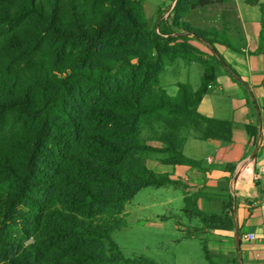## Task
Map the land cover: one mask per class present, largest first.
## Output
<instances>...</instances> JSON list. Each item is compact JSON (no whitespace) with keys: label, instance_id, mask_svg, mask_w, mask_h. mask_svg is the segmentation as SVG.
I'll use <instances>...</instances> for the list:
<instances>
[{"label":"trees","instance_id":"obj_1","mask_svg":"<svg viewBox=\"0 0 264 264\" xmlns=\"http://www.w3.org/2000/svg\"><path fill=\"white\" fill-rule=\"evenodd\" d=\"M144 3L0 0V264H159L124 258L112 237L138 190L179 183L147 156L196 165L182 152L186 133L230 140V122L197 106L224 63L207 38L232 43L184 20L213 0H176L159 27L161 7L146 16ZM259 8L264 15V0ZM176 58L203 72L197 89L178 82L171 96L159 74ZM184 200L204 224H232L228 210L207 214Z\"/></svg>","mask_w":264,"mask_h":264},{"label":"crops","instance_id":"obj_2","mask_svg":"<svg viewBox=\"0 0 264 264\" xmlns=\"http://www.w3.org/2000/svg\"><path fill=\"white\" fill-rule=\"evenodd\" d=\"M260 1L234 0L238 30L232 29L227 37L232 44L245 45L240 49L216 46L224 63L218 66L215 83L197 106L205 116L230 122V140L201 138L189 131L182 152L196 165L163 164L158 162L161 156L146 159L150 169L179 181L184 204L187 196L200 212L229 211L230 227L217 226L214 221L204 224L194 215L201 226L182 228L186 236L198 231L205 235L203 248L208 250L211 264H264V178L256 180L252 196L230 193V181L243 162L251 158L256 165H264V15ZM248 232H253L255 239H246Z\"/></svg>","mask_w":264,"mask_h":264},{"label":"rangeland","instance_id":"obj_3","mask_svg":"<svg viewBox=\"0 0 264 264\" xmlns=\"http://www.w3.org/2000/svg\"><path fill=\"white\" fill-rule=\"evenodd\" d=\"M176 0H145L146 16L153 15L161 7L156 17V27L161 20H168ZM234 0H213L210 5L196 7L184 17L191 26L204 30L215 29L227 37L232 29L238 30ZM190 42L210 54L206 39L189 37ZM214 46L222 45L221 38L208 37ZM234 42L232 46L240 49L245 45ZM203 68L196 62L188 63L181 58L166 63L159 74V85L175 96L178 82H187L193 89L200 85ZM150 153L147 158L161 156ZM264 156V151L262 153ZM183 187L170 184L162 187H145L136 192L125 205L124 225L112 232V237L124 258L134 259L146 256L159 264H211L203 250L205 235L196 232L186 236L184 229L200 227L201 223L192 213L183 211ZM170 200V202H168ZM192 215V216H191ZM184 228V229H182ZM120 264H140L121 262Z\"/></svg>","mask_w":264,"mask_h":264},{"label":"built area","instance_id":"obj_4","mask_svg":"<svg viewBox=\"0 0 264 264\" xmlns=\"http://www.w3.org/2000/svg\"><path fill=\"white\" fill-rule=\"evenodd\" d=\"M211 85H208L210 87ZM264 178V165H256L253 159L243 162L237 169L235 175L230 181V193L237 197L239 194L252 196L255 193V182L257 179ZM248 240L255 239L253 232L244 235ZM264 239V230H263Z\"/></svg>","mask_w":264,"mask_h":264}]
</instances>
